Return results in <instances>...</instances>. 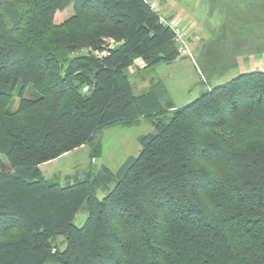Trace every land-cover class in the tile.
I'll return each mask as SVG.
<instances>
[{"label":"trees","instance_id":"16d2710c","mask_svg":"<svg viewBox=\"0 0 264 264\" xmlns=\"http://www.w3.org/2000/svg\"><path fill=\"white\" fill-rule=\"evenodd\" d=\"M173 25L146 0H0V264H264V72L181 108L160 80L134 96L126 70L185 52ZM107 39L121 47L70 57ZM141 117L154 132L102 180L113 188L101 200L87 181L42 177L82 146L97 157L104 128Z\"/></svg>","mask_w":264,"mask_h":264},{"label":"rangeland","instance_id":"374dc122","mask_svg":"<svg viewBox=\"0 0 264 264\" xmlns=\"http://www.w3.org/2000/svg\"><path fill=\"white\" fill-rule=\"evenodd\" d=\"M157 5L159 15L167 20L170 14H177L175 28L185 43V52L180 53L176 60L161 63L153 70H143L134 64L126 70L127 78L134 96H141L148 91L150 81L160 80L169 97V102L177 108L191 104L203 92L224 84L242 72L250 63L245 60L247 53L243 45L242 16L248 11L245 4L248 0H146ZM254 1V0H253ZM253 7L258 2H252ZM251 3V5H252ZM259 9V8H257ZM253 12V11H252ZM72 15L68 7L61 15L67 19ZM170 15V16H169ZM258 13L253 12L251 18ZM254 26V24L252 25ZM187 32H183L184 28ZM181 28V29H180ZM242 33V36H241ZM241 36V37H240ZM264 39V38H263ZM263 39L259 41L263 42ZM246 41L248 39L246 38ZM95 55L94 51L78 50L70 57ZM254 58L250 57L251 62ZM37 95L28 87L23 97L35 98ZM20 102L17 91L8 105V111L16 110ZM161 103L159 108H164ZM154 128L148 119L140 118L136 123L117 122L104 128L98 135L95 145L100 148L99 155L92 157V145L82 146L62 157L41 165L40 171L44 180L66 186L75 181H87L95 190V196L101 200L109 188L102 184L105 177L112 178L117 169L129 158L136 157L140 151L138 138L151 134ZM0 164L8 167L7 161L0 157ZM111 182V181H110ZM87 218L85 205L73 220L76 227H83ZM59 250L64 247L63 237L55 239ZM46 264H54L48 262Z\"/></svg>","mask_w":264,"mask_h":264},{"label":"crops","instance_id":"0c3cea01","mask_svg":"<svg viewBox=\"0 0 264 264\" xmlns=\"http://www.w3.org/2000/svg\"><path fill=\"white\" fill-rule=\"evenodd\" d=\"M255 2V0H248L245 4V8L248 11V13L243 14L242 19H243V24L242 25V33H243V45L247 46V49L244 50V52L247 53V56L245 57L247 60V62H249L250 64L248 66H246L245 68L242 69V73H248V72H253V71H261L264 72V0H256L257 5L255 7H253V3ZM252 3V5H251ZM151 6L154 8V6H156L154 3H151ZM157 5V9L161 8ZM259 8V9H257ZM162 9V8H161ZM258 13V15H253L254 17L251 18V15L253 12ZM172 17L171 18V23L172 24H177L178 26H181V22H177V14H170ZM169 15V16H170ZM254 24V26H252ZM184 28V33L187 32L188 28ZM181 29V28H180ZM241 33V36H242ZM240 36V37H241ZM246 38L248 39V41H246ZM263 39V42L259 41ZM251 58L253 59V62H251L252 60H250ZM135 64H139L141 67L143 66L142 63L140 62H136ZM239 74V75H240ZM44 165V164H43ZM39 168H41V166H39Z\"/></svg>","mask_w":264,"mask_h":264},{"label":"built area","instance_id":"2783aa9c","mask_svg":"<svg viewBox=\"0 0 264 264\" xmlns=\"http://www.w3.org/2000/svg\"><path fill=\"white\" fill-rule=\"evenodd\" d=\"M156 11H157V9H155ZM173 27H174V25H173ZM175 32H176V34H177V38H176V40H177V42H179V44H180V51H182V42H181V39H180V31H179V29H177V28H175ZM116 44H118V43H116L115 41H113L112 39H107V40H105L104 41V44L102 45V52H100V53H98V52H95L94 54L95 55H98L99 57H102V56H106L107 55V52H108V50H111L112 49V47L113 46H115ZM183 52V51H182Z\"/></svg>","mask_w":264,"mask_h":264},{"label":"water","instance_id":"95a60500","mask_svg":"<svg viewBox=\"0 0 264 264\" xmlns=\"http://www.w3.org/2000/svg\"><path fill=\"white\" fill-rule=\"evenodd\" d=\"M121 47V44H116L115 46L112 47V51H116L117 49H119ZM203 95V93L201 95H199V97H201Z\"/></svg>","mask_w":264,"mask_h":264}]
</instances>
